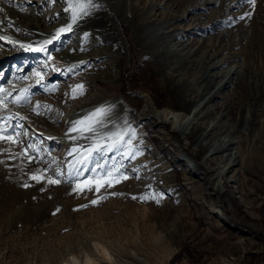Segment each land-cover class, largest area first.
<instances>
[{"label":"rangeland","instance_id":"1","mask_svg":"<svg viewBox=\"0 0 264 264\" xmlns=\"http://www.w3.org/2000/svg\"><path fill=\"white\" fill-rule=\"evenodd\" d=\"M91 4L51 43L10 47L0 36V132L11 138H0V264H264V0ZM65 15L51 24L67 25ZM118 90L132 155L126 143L93 153L77 175L81 153L44 137L69 133L67 111L90 93ZM199 103V144L156 113ZM230 151L237 165L213 189L208 167L229 163Z\"/></svg>","mask_w":264,"mask_h":264},{"label":"bare ground","instance_id":"2","mask_svg":"<svg viewBox=\"0 0 264 264\" xmlns=\"http://www.w3.org/2000/svg\"><path fill=\"white\" fill-rule=\"evenodd\" d=\"M12 2L16 3V5L18 4L19 7L11 8L9 4H11ZM53 2H55V0H42V1L39 0L38 2L33 0H4V1L0 0V11L3 14L2 19L0 21V30L8 34V35L0 34V36H3L4 38H6L11 42V44H8L10 47L23 45L24 43L29 42L31 40L36 41L38 45H41V44H46V41H52L56 39V33L61 28H68L70 26L73 29H77L76 26L73 24L74 21L73 15L79 11L78 5L81 2V0H72V3L77 5V8L75 10L70 7V0H59L58 2H55L58 7H55L53 11L49 13V15L42 16L41 11L43 7L45 5L46 6L50 5ZM23 6L25 7L28 6L30 8H33L32 10H34V12H32L31 9L23 10L22 9ZM61 10L67 11V15H65V17H69L67 21L68 24L67 25L64 24L59 27H57L58 25H52L51 24L52 21L54 20L56 15L61 14ZM89 11L86 10L87 13ZM86 12L77 15L76 19H78L80 16H82V14H85ZM17 18H20L19 19L20 21H17L16 20ZM143 22L145 23L149 21L143 20ZM166 25L167 23H162L161 27L163 28ZM159 32H160L159 34L160 40L163 38H168L170 36L169 33L171 34V31L169 32V29L167 31H165L164 29ZM62 33H60V35ZM145 42H151V39ZM3 46H5V44H3L2 41H0V47ZM152 47L154 48V45H152ZM77 57L72 56V59L70 60L73 59L75 60ZM205 75H207V72L203 74L200 77V79L203 78V76L205 77ZM184 93L185 91H181L180 96H183ZM208 98H210V95L206 96L204 100H208ZM120 100L121 98L119 96V90L112 96L108 94H101L94 92L90 93L82 100L83 104L80 106L83 107L79 108L74 103L76 106H74V108H72L71 110L67 111L64 121H62L63 122L62 129L68 130L69 133H67L66 135H60L59 133V135L57 136L48 135V137H44V138H48L47 140H54V141L60 140L61 142L63 141V143L66 145V147L69 150H72L73 148H79L83 150L87 147H90L93 142V139H97L98 137H91L90 133L85 132L84 133L85 135L82 136L81 138H73L72 135L70 134V129L72 128L74 122L84 120L86 117H88L90 113L88 112L89 110L92 111V109L94 110L96 108H101V107H109L111 109L110 113L108 114L105 126L103 128L97 126L98 131H100L102 135H108L111 132L117 131L118 129L122 130L125 128H130L129 123H123L121 120L122 117L121 112L124 111L123 104L125 102H123L122 104ZM200 106L201 103L197 104L194 108H192V110H190L188 114H180L177 112L169 111L167 109L156 110V113L162 121H170L173 124L172 127L177 128L182 134L194 133L192 139L198 142L199 144V143H203L202 141L206 137V132H200L199 130L197 131V125L199 124L198 121L200 116L199 115L197 117V114L200 112ZM82 127L83 126H81V128ZM84 137H91V138L85 139ZM24 138L27 141H31L30 144L32 148L34 149L39 148L38 143L33 141L34 136L31 135L30 132H25ZM42 140L47 141L46 139L43 138ZM223 143L226 144L225 139H223ZM218 146L219 145H216L212 149H210L209 153L214 154L218 152L219 151ZM224 157H225L224 159L229 160V163L221 165L219 167V170L214 167H208V171L210 173V180L213 182V189L216 190H221L222 188V184H223L222 174L228 171L231 168V166L237 165V162L234 161V158L236 157L235 151L228 152L226 155H224ZM217 211L219 212V210ZM90 259H89L90 264H98L96 261H93V259L92 260Z\"/></svg>","mask_w":264,"mask_h":264},{"label":"snow or ice","instance_id":"3","mask_svg":"<svg viewBox=\"0 0 264 264\" xmlns=\"http://www.w3.org/2000/svg\"><path fill=\"white\" fill-rule=\"evenodd\" d=\"M251 3H255V0H250ZM89 6H94L91 4V0H81V2L78 5L79 11L73 15V20L75 21L77 18V15L86 12L87 8ZM70 7L73 8L74 10L77 8V5L72 3V0H70ZM71 27L69 26L68 28H61L57 33H56V38H59L60 33L65 32V31H70ZM46 43H51V41H46ZM36 51H45L44 48H39V49H34ZM39 75V73L37 74ZM79 90L80 94H83V85H78L76 89L73 90V97L75 98L76 92ZM27 102V101H25ZM39 107V106H37ZM111 109L109 107H101L98 108L96 111L91 113L90 116L86 117L84 120L76 121L74 122L72 128L70 131H80V132H88L91 134V137H98L97 139H93V142L90 147L86 149L87 155L84 156L83 153L81 152V149L79 148H73L71 152H69V155H72L73 153H81L82 158H78L76 163L81 165V168L76 169L77 175L81 171L84 170L83 165L85 163H90L91 161L89 160V157L93 156V153H100L103 154L105 150L107 151H113V150H118L120 146H123L125 143L129 146V151L126 152V155L131 156L132 155V150H131V138L135 136V133L132 129L130 128H125V129H118L115 132H111L108 135H102L100 131H98L97 126L100 128H103L106 124L108 114L110 113ZM37 114H40L37 112ZM23 119V118H21ZM78 126H83L82 128H78ZM91 137H84L85 139H89ZM126 137H129L127 140L125 139ZM0 138H5V139H11L10 137H4L3 132H0ZM103 141H108L109 143H102ZM12 143H17L18 141L12 140ZM27 151V149H25ZM97 167L99 166V162H96ZM72 168L73 166L70 164L69 165V179L72 177ZM93 171H95L93 169ZM109 172H103L104 176L109 175ZM57 175H62V173H57ZM124 179H127L126 176L123 177ZM32 179H38V177L33 176ZM60 181L58 179L53 180L49 179L48 183L50 184H58ZM116 182H119L117 180ZM108 186H111L112 182L111 181H106ZM27 186V185H25ZM103 184H97L95 191L99 192L100 187H102ZM89 190H91V186H89ZM73 191H83V189L80 187L78 184L76 188L73 189ZM104 197H101L103 199ZM135 199V197H134ZM142 199H147V197H143ZM92 204H96L97 201L93 200L91 202ZM84 207H87V205H84Z\"/></svg>","mask_w":264,"mask_h":264}]
</instances>
